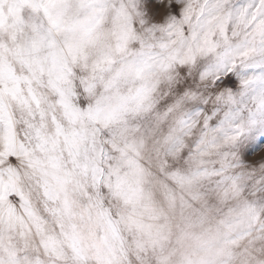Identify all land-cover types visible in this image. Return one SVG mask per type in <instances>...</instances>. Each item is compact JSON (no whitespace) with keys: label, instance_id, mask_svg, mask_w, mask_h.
I'll return each mask as SVG.
<instances>
[{"label":"clouds","instance_id":"1","mask_svg":"<svg viewBox=\"0 0 264 264\" xmlns=\"http://www.w3.org/2000/svg\"><path fill=\"white\" fill-rule=\"evenodd\" d=\"M152 2L0 0V264H264V0Z\"/></svg>","mask_w":264,"mask_h":264},{"label":"snow or ice","instance_id":"2","mask_svg":"<svg viewBox=\"0 0 264 264\" xmlns=\"http://www.w3.org/2000/svg\"><path fill=\"white\" fill-rule=\"evenodd\" d=\"M149 8L150 11L154 14V17L158 20L163 19L164 16H166L169 11V9L165 7L164 4H156L152 2V0H150ZM252 147L255 149V152L259 153L257 159H264V144L253 143Z\"/></svg>","mask_w":264,"mask_h":264}]
</instances>
